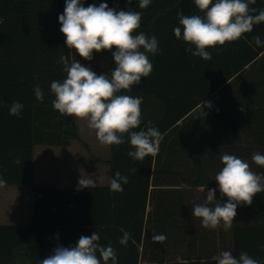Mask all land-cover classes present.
<instances>
[{"label": "trees", "instance_id": "16d2710c", "mask_svg": "<svg viewBox=\"0 0 264 264\" xmlns=\"http://www.w3.org/2000/svg\"><path fill=\"white\" fill-rule=\"evenodd\" d=\"M136 1L128 4V0H83V3L85 7L107 3L116 10H127L134 7ZM158 1L152 0L148 17L141 20V26L134 35L143 32L150 38L157 21L167 19L170 23L179 22L177 12L184 0H162L161 4ZM64 7L65 0H0V176L6 185L31 183L30 139L33 132L26 125L44 117V114L39 117L35 109L41 110V113L44 109L53 111L51 102L55 97L50 90L51 82L66 78L63 65L59 62L62 55L69 56L71 52L65 45L58 20ZM251 7L264 9V0H256ZM160 10L163 12L156 16ZM193 14L203 15L199 10ZM147 20H151L152 24L147 25ZM256 36L264 41V22L255 25L251 33H246L245 38L234 43L235 57H214L216 53H223L224 46L214 48L217 52L208 49L212 52L211 60L186 53L184 49L189 45H175L172 50L181 52L177 55L173 52L165 59L149 54L154 73L164 69L192 74L194 84L207 89L201 94L202 98L221 87H233L234 91L231 107L226 110H203L206 114L203 116L200 109L185 119L188 110L178 114L166 111L159 122H152V126L165 134L160 146L167 143L169 151L176 150L174 146L180 144L174 139L168 140L170 136L183 133L194 136V140L183 141V148H179L183 151L184 166L190 163L191 170L185 168L183 175L181 172L179 175L170 173L178 182L185 184V188L150 196L152 156H148L145 164L135 160L125 162L118 159L115 153L117 146H111L112 177L119 171L129 177V183L123 185L122 193L111 192L107 196V206L113 211L114 220L105 222L102 229L84 230L98 232L105 246L111 243L116 250L117 264H216L214 257L221 251H231L237 258L244 251L264 264V249L261 248L264 245V192L254 197L252 205L238 206L229 231H224L222 226L208 230L192 215L193 204L202 203L209 189H216L217 200L222 203L227 201V197L220 196L215 181V175L223 167L219 159L221 154L228 153L246 160L253 171L264 174V167L255 165L251 159L257 152L264 155V47H257L252 42ZM115 50L94 52L91 61L82 59L78 54L75 58L98 75L110 74L115 67L112 57ZM259 54L261 57H258ZM72 55L74 58V52ZM155 80V76L142 78L141 83L134 85L130 92L121 90V94H145L146 84ZM37 84L44 92L43 102L35 97L33 89ZM13 101L24 105L19 118L9 115ZM180 120L182 125H175ZM46 121L40 120L41 135L53 133L57 127L52 122L48 125ZM193 121L194 125H191ZM148 122L142 118L141 128ZM59 123L64 127L62 133L77 134L70 117L65 116ZM41 137L39 140L43 141ZM24 138L29 139L27 144L23 143ZM125 140L118 147L131 148L127 135ZM17 159L20 164L15 163ZM201 187L205 188L203 193L199 191ZM148 202L151 210L146 213ZM121 229L132 235L127 246L119 244ZM153 234H164L167 239L163 243L153 242ZM30 236L31 229L0 227V264H14L15 251L31 242ZM30 261L35 263L31 255Z\"/></svg>", "mask_w": 264, "mask_h": 264}, {"label": "clouds", "instance_id": "9594fccd", "mask_svg": "<svg viewBox=\"0 0 264 264\" xmlns=\"http://www.w3.org/2000/svg\"><path fill=\"white\" fill-rule=\"evenodd\" d=\"M140 9H147L152 0H137ZM132 0H128L131 4ZM200 14L184 15L177 12L182 27L173 29L177 40H182L189 47L184 51L193 57L211 60L212 52L208 49L224 46L245 38L255 25L264 22V9L251 7L256 0H194ZM60 32L65 36V45L71 50L69 56L62 55L60 63L66 78L51 82L50 90L54 95L52 107L62 116L74 117L85 121L88 129L93 130L96 139L104 147L130 144L132 150L127 155L135 161H143L151 155L155 157L164 139L156 127L149 121L141 128L143 98L121 94V90L130 92L134 85H139L142 78L148 77L153 64L149 54L160 53L159 42L155 36L148 37L145 33L135 34L141 26L142 12L133 8L116 10L107 3L89 4L85 7L83 0H65L63 14L58 16ZM257 47H264L260 37H253ZM250 42V46L251 43ZM112 52L115 67L110 74H97L91 67H86L75 56L91 61L93 53L102 50ZM143 49V50H142ZM74 52V58L72 53ZM34 94L38 101L43 102L44 92L37 84ZM212 107L203 101L201 107ZM24 105L13 101L9 115L19 118ZM133 129H140L133 131ZM223 167L215 175V181L221 197L226 202L216 199V189L207 191L202 203L192 206L193 218L200 220L201 226L208 230L223 227L229 231L237 215L238 206L252 205L254 197L264 192V174L252 170L248 161L235 155L223 153L219 157ZM255 165L264 167V155L259 152L251 157ZM15 163L20 164L17 159ZM100 177L81 175L77 190L91 189L99 186ZM129 183V177L119 171L109 177V188L113 193H122L123 185ZM6 181L0 176V188ZM204 187L199 191L203 193ZM122 237L119 244L127 246L132 239L130 232L121 229ZM164 234H153V242L163 243ZM100 235L93 232L90 236L82 235L74 246L57 245L50 255L39 264H117L116 250L111 243L107 246L99 243ZM264 249V245L261 246ZM216 264H262L247 252L241 251L238 258L231 251H221L214 257Z\"/></svg>", "mask_w": 264, "mask_h": 264}, {"label": "crops", "instance_id": "0c3cea01", "mask_svg": "<svg viewBox=\"0 0 264 264\" xmlns=\"http://www.w3.org/2000/svg\"><path fill=\"white\" fill-rule=\"evenodd\" d=\"M163 3L162 0L158 1ZM136 11L142 12V19H146L151 6L147 9H140L138 2L132 7ZM184 15H192L197 7L194 0H184L180 8ZM163 10L157 11L156 16ZM153 21V18H152ZM146 24H152L147 20ZM180 26L179 22L170 23L167 19L157 21L154 26L152 36L159 42L160 53L154 57L165 59L180 50H172L175 45L186 46L182 40H177L173 29ZM152 28V27H151ZM233 43H226L222 54H215L214 57H235ZM237 43V41H236ZM214 52H217L214 49ZM180 56V55H178ZM177 57V56H176ZM258 57H261L259 54ZM155 76L154 82L147 83L145 94H136L143 98L141 105L142 118L151 122H159L166 111H189L184 117H190L200 110L203 104L210 102L211 108L203 107V110H226L231 107L233 87H221L218 90L201 97L207 89L193 82V75L179 71H165L164 69L152 70L148 76ZM197 101V103H195ZM243 108H239L242 110ZM39 117L31 127L33 135L31 137V158H32V180L29 185H5L0 188V227H24L31 229L29 243L18 248L21 254V264H32L30 255L35 263L43 260L52 253L57 245L68 247L74 246L80 236H90V229H102L105 222L114 220L112 212L107 206V196L111 195L109 188V177H112L113 166L111 164V146L104 147L96 139V135L75 136L62 133L64 127L57 123L63 121L58 111L35 109ZM71 118V117H70ZM47 120L46 123H53L57 126L50 134H40V120ZM52 119V120H51ZM55 122V123H54ZM177 126L182 125V120L176 122ZM194 125V121L191 122ZM49 128V127H48ZM48 131H50L48 129ZM36 132V133H35ZM43 136V141L39 138ZM42 138V137H41ZM174 139L178 145L175 149L168 150L165 143L159 146L158 154L151 158L149 193L150 196L157 193L167 192L185 188V184L178 182L171 174L183 175L185 168L191 170L190 163L184 166L185 160L183 151V141L194 140V136L183 133L177 136H170L168 140ZM29 139L24 138L23 143L27 144ZM132 150L127 147H116L115 153L118 159L128 162L133 160L127 155ZM148 156L142 161L146 163ZM171 173V174H170ZM100 177L99 186L91 189L77 190L78 180L81 175ZM195 176L194 160L192 161V180ZM108 191H110L108 193ZM149 202L146 213L149 212ZM94 222V223H84ZM89 229V230H84ZM101 245L103 243L99 241ZM105 246V245H104Z\"/></svg>", "mask_w": 264, "mask_h": 264}, {"label": "rangeland", "instance_id": "374dc122", "mask_svg": "<svg viewBox=\"0 0 264 264\" xmlns=\"http://www.w3.org/2000/svg\"><path fill=\"white\" fill-rule=\"evenodd\" d=\"M70 119L74 123V125L76 126L77 134L79 136L87 137L89 135L95 134V132L93 130H90L87 128L85 121L76 120V118H74V117H71ZM20 256H21V254L18 252V250H16L15 251L14 264H21L22 261H21Z\"/></svg>", "mask_w": 264, "mask_h": 264}]
</instances>
